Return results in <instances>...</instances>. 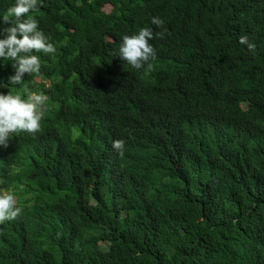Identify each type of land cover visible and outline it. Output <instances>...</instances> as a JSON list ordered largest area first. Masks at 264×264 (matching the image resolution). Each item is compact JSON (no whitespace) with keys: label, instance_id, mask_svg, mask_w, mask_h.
<instances>
[{"label":"trees","instance_id":"1","mask_svg":"<svg viewBox=\"0 0 264 264\" xmlns=\"http://www.w3.org/2000/svg\"><path fill=\"white\" fill-rule=\"evenodd\" d=\"M15 2L0 0V39ZM28 15L56 51H33L40 71L18 85L0 58V93L47 97L40 131L0 145V194L22 209L0 224V264H264V0H38ZM144 27L167 32L136 70L113 53Z\"/></svg>","mask_w":264,"mask_h":264},{"label":"clouds","instance_id":"2","mask_svg":"<svg viewBox=\"0 0 264 264\" xmlns=\"http://www.w3.org/2000/svg\"><path fill=\"white\" fill-rule=\"evenodd\" d=\"M38 0H16L15 4L8 8L2 16L5 25L11 24L2 30L4 35L0 39V58L12 61L15 74L9 77L11 85L23 82L24 75H32L40 71V58L31 54L33 51L45 54L55 53V46L48 42V38L39 29V23L30 11L37 10ZM27 17V18H25ZM14 18V22L13 19ZM152 23L163 28L164 22L158 17L152 18ZM167 29L156 32L155 36L151 28H140L138 33L124 35L121 38L118 52L113 53L133 69L140 70L147 65L152 67L150 61L156 58V51L149 43L154 38H164ZM239 42L246 45L249 51L255 52V44L249 42L246 35L239 38ZM47 97L43 93H29L26 99L20 94L0 93V145L7 147L11 135L27 132L35 136L41 128V120L46 110ZM124 141H113V148L123 157ZM22 209L16 206L13 194H0V224L9 220H15Z\"/></svg>","mask_w":264,"mask_h":264},{"label":"rangeland","instance_id":"3","mask_svg":"<svg viewBox=\"0 0 264 264\" xmlns=\"http://www.w3.org/2000/svg\"><path fill=\"white\" fill-rule=\"evenodd\" d=\"M110 8H107V10H109Z\"/></svg>","mask_w":264,"mask_h":264}]
</instances>
